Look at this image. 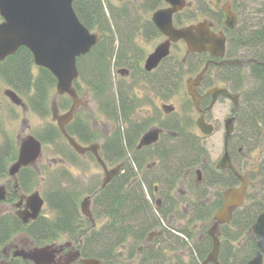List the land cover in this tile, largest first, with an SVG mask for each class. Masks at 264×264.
<instances>
[{
	"label": "trees",
	"instance_id": "16d2710c",
	"mask_svg": "<svg viewBox=\"0 0 264 264\" xmlns=\"http://www.w3.org/2000/svg\"><path fill=\"white\" fill-rule=\"evenodd\" d=\"M144 2L140 8L148 11L158 0ZM123 6L112 0H73L72 3L79 21L89 31L99 35L96 46L87 55L77 59L79 80L74 82V87L78 94L88 91L91 99L96 102L98 111L108 117L107 123L113 122L116 125V133L104 138L100 155L107 164L122 163L120 173L113 180L104 188L98 186L91 191L92 212L97 226L88 234L93 236L90 248L95 253L110 254L121 249V263L124 264H201L212 248L209 230L213 225L212 216L222 204V194L216 196L209 204L201 202L202 199L196 195L193 200L195 205L192 203L190 206L192 220L201 223L208 221L209 226L186 225L167 229L161 225V220H166L169 216L170 209L166 204L153 205L148 196L152 199L154 197L152 194L155 189L152 184L154 180L139 174L141 163L134 156L137 153L134 150L142 130L140 123L130 121L135 109V103L130 101L131 98L127 95L131 89L119 84L115 91L112 90L111 60L116 56V64H121V41L124 43L130 30L138 29L137 24H133L135 21L133 16L128 15L131 10L136 12L138 9L136 6L129 9ZM240 11L242 13L238 25L231 32L228 31L224 53L227 56H235L238 53L252 55L263 64L264 0H244ZM140 30L149 31L150 28L143 24L137 31ZM118 34L121 40H118ZM261 64L251 65L249 86L243 91L240 100L238 126L242 130L241 140L247 143V140L252 139L253 146L260 148L261 154H264V69ZM32 65L31 53L21 47L2 63L0 76L6 85L17 93L27 94L34 89L35 96L31 98L32 108L47 115L49 113L47 103L51 95L49 92L55 84V79L47 70L40 69L41 75L32 83L30 72ZM192 65L189 66L192 68ZM127 67L141 73L135 64L127 63ZM183 68L184 65L176 60L164 64L158 79L152 81L155 88L160 90L167 85H173L172 90H177L180 82L176 78H180ZM62 100L63 102H58L60 107L67 109L70 106L69 99ZM40 105H43L44 109ZM126 124L128 129L123 130ZM177 127V123H174L172 129ZM66 130L68 134L77 136L83 142L90 143L97 139L90 132L84 119L72 121L66 126ZM44 131L43 135L39 136L44 143H52L59 135L57 129L50 125ZM177 133L178 137L171 139L174 144L164 149L168 171L171 172L175 171L177 165L194 158L193 149L197 142L194 137L191 139L186 137L181 130ZM2 153L3 150L0 152V164ZM262 156L258 165L259 174L250 176L253 177L252 180L258 179L259 182L247 190L244 203L234 210L230 223L218 228L224 235V240H220L219 264H247L257 251L256 239L249 230L257 215L264 212V155ZM220 174H222L220 171L212 169L207 175L211 177V183H220L226 189L237 185V179L230 172L225 178L217 177ZM68 177L69 175L64 173L56 184L57 188L44 197L49 210L57 216L53 224L54 230H71L75 224L84 228L90 226L89 221L80 215L77 207L76 199L80 191L72 187L64 189L60 184V181H70ZM144 187L148 192L145 193ZM251 192L259 194L257 200H254ZM5 219L0 218V221ZM38 228L39 232L46 231V227ZM155 230H160L161 233L139 251L146 236ZM195 235H198L197 239ZM5 236L6 228L4 224H0V241ZM190 241L192 245L188 248Z\"/></svg>",
	"mask_w": 264,
	"mask_h": 264
},
{
	"label": "flooded vegetation",
	"instance_id": "af4514ba",
	"mask_svg": "<svg viewBox=\"0 0 264 264\" xmlns=\"http://www.w3.org/2000/svg\"><path fill=\"white\" fill-rule=\"evenodd\" d=\"M139 0H123L121 1V5H124L123 7L127 6L129 9V6L135 7L137 9L140 8V5L145 4V0H143V3L140 5L137 4ZM244 0H219L218 8L214 7L215 1H212L210 3V12L211 16L215 17L217 15V18H212L210 16H207L209 19H202L199 22H207L209 26V30L212 33L219 34L220 32L227 38V34L229 29H227L224 25L225 21V12L223 11L222 7L223 5L228 4L230 6V11H232L237 18V23L235 27L238 25L239 19L241 17V3ZM160 3H164V0H158V2L153 6V11L157 9L162 8H168V5L165 4V6L158 8ZM185 7L181 10L177 11L176 13H173L172 15V23L175 28H182V27H188L191 25H196L199 22L190 21L192 16H195V13H186L188 11H191V6H193V3L191 0H185ZM122 7V8H123ZM150 9V10H152ZM122 14V13H121ZM129 16H133L135 21H133V24H137L138 29L141 27V25L146 24L149 26V31H137L138 29H132L128 32V36L124 39V43H121V65L124 63L127 66V63H131L132 65L135 64L139 68V72H135L133 70L126 71L124 74H121L122 80H130V72H134V74L139 73L141 78H148L151 76L152 72H145L140 68V59L143 56V50L140 45L134 44V36L144 38V39H151L155 37H160L161 42L163 43L167 38L155 27L153 22L151 21V18L145 19L141 13L137 10L136 12L131 10V12L128 13ZM192 15V16H191ZM151 17V16H150ZM2 21V18L0 17V22ZM187 21H189L187 23ZM152 26L154 28H152ZM234 27V28H235ZM149 34V36H146ZM127 41L129 44H126ZM122 42V41H121ZM158 43V44H160ZM179 43H182V45L185 46V54H183V57L180 60H177L175 57L170 56L171 55V49L176 48ZM157 44V45H158ZM156 45V46H157ZM155 46V47H156ZM154 47V49H155ZM226 47V44H225ZM154 49L149 52L146 57L154 51ZM226 49V48H225ZM133 50L135 52L133 53ZM224 53V52H223ZM15 54V53H14ZM13 54V55H14ZM198 55V57L196 56ZM9 57V56H8ZM7 57V58H8ZM145 58L142 60L144 61ZM6 59V58H5ZM0 61V67L2 63L5 61ZM179 61L184 65V68L182 70V75L177 77L176 79L180 82V86L182 85V82L184 81L183 75H191L194 74L192 77H188L184 81V86L186 88V84L188 80H194L199 73L205 70L204 74L201 75L199 80L194 85L195 91L199 97V107L201 110H203V119L204 122L210 127H212L211 134L218 129V124L220 123L219 120L213 115L212 110L214 105L220 101L221 99L228 100L231 105L232 109L229 111L228 115L224 117L223 121V128L225 126V121L227 119H232V126L233 131L235 128V125H238L239 121V107H240V100L243 91L247 86H249L248 78L251 76V65L258 62V58L252 57V55H248L246 57V54L238 53L235 56H227L225 53L222 57H215L210 55L208 52H200V53H189L186 43L183 40H179L176 43L170 44L169 49V55L164 58L161 64H168L170 61ZM143 64V63H142ZM192 65V68L189 65ZM201 66L200 69H198ZM261 67L264 69V63L261 64ZM40 67L36 66L35 64L31 67V82L35 83L37 80V77L41 75ZM229 75H227V74ZM159 77V76H158ZM158 77H153V80H157ZM0 79L3 81L2 77L0 76ZM153 80L150 81L149 85L153 90L159 91V89L155 88V85L153 84ZM4 85L6 83L3 81ZM172 83V82H171ZM167 87V88H166ZM166 87H162L161 90H164L165 95L169 96L170 94H173V92H176L180 87L178 86L177 90L174 89L173 85H167ZM220 89L227 90L231 95H235V100L237 101V107H234L233 101L230 100V98L220 94L218 91ZM10 90L13 91L17 96L18 102L14 104V102L7 96L6 91ZM186 91V90H185ZM0 105L2 103H8L10 105L9 109L7 110L8 113V119L4 118L2 114L0 113V127H4V122H12L15 121L18 117L19 123L21 126V132L24 131L26 128L23 126L26 124L27 130L31 129V125L27 123V118L25 117L28 113H35L39 117H46L49 115L47 113H38L36 112L31 105V98H34L35 92L34 89H31V91L27 94L23 93H17L14 91L11 87L6 85L4 88H0ZM187 101L191 106H193L191 97L187 94L186 96ZM166 98V97H165ZM168 99V97H167ZM129 100V99H128ZM130 101L135 102L136 100L130 99ZM42 109H44L43 105H40ZM165 107L172 108V111H166ZM80 108V107H79ZM82 108V107H81ZM80 108V109H81ZM80 109H76V112H78ZM160 109L165 115H170L175 112L174 105L171 103L168 104H162L160 106ZM194 112L197 114V118L199 116V113L195 110L194 107H192ZM48 111H50V106H48ZM0 112H3V109L0 108ZM75 112V114H76ZM61 113V112H60ZM64 113V112H62ZM20 115V116H19ZM51 117V116H50ZM77 117L79 119L78 115H74L72 119L70 120V123ZM196 118V120H197ZM81 121V119H79ZM195 120V122H196ZM139 123V122H138ZM177 123V128L172 129L173 124ZM141 130L144 129L143 125L140 123ZM88 126V125H87ZM191 123L188 121L179 122L177 120L166 121L165 123H158V125H153L149 129H146V131H143L140 133L139 137L136 140L139 144L141 137L148 131L151 130H158V138L154 143H151L149 145H145L141 148H137L135 145V150L137 153L134 154V156L137 157L138 162L141 163V169L139 174L146 175L147 178H157L162 180L161 186L157 187L154 186V190L152 191L153 196L159 194V191H164L166 193V197L164 199L166 206L170 209V212L172 210H175L176 207V196H173L175 192H179L177 187L183 183V180L185 178V174L187 172V169L189 170L187 166L188 162L184 161L180 165L176 166L175 171L171 172L168 171L167 161H165L167 158L165 157V148L168 146H172L174 143L171 139H174L177 136L178 130H181L184 132L186 137L195 138L196 141H199V139H203L204 137H208L209 135H205L200 133L196 134L190 131H185L187 127H190ZM196 126V124H195ZM198 129V128H197ZM43 130H45L43 128ZM90 130V129H89ZM199 131V129H198ZM45 131H43L44 133ZM90 132L95 136V138H99V136L94 133V130H90ZM31 135L28 133L24 137L16 136V138L10 139L7 136V132L4 128L0 129V137L3 138L2 143L4 144L3 147H1L0 152L3 150V153L1 154V166H0V197L4 196L3 199H0V218H6L5 220H1L0 224H4V228H6V236L1 239L0 241V264H121V249L118 252H114L113 254L107 253H95L91 247V243L93 241V236H89L88 234L91 233L95 227L93 228L91 225L89 227H79L78 224H75L76 226L71 230H54L53 224L55 223V218L57 217L55 213L52 214H46L45 211V198L41 195L40 188L38 190H34L35 185L37 183H40L45 186V177L46 176V164L47 161L43 155L42 152L38 155V157L31 162L30 164H27L25 166L19 167L18 171L11 175L9 173V167H11L16 161L17 156L19 153V146H21V142L28 136ZM34 135V134H33ZM191 135V136H189ZM232 135L228 137V139H225V132H224V143H223V153L222 155L227 152L228 157L231 161V164L235 168L237 174L244 177L245 180L248 183V186L246 187L247 190L250 189L252 186L256 185L259 181L252 180L253 174L258 173L259 174V168L255 169L252 166L254 165L253 161L256 160V157H254V152L256 150V147H254V141L252 139L247 140V143L243 142V146L248 149V153H243L241 150L243 149L241 146L237 148L236 155L234 153V147L235 144L232 142ZM32 136V135H31ZM37 138V136H35ZM101 138V136H100ZM95 139V140H97ZM93 140V141H95ZM174 141V140H173ZM89 143V142H88ZM98 143V142H97ZM4 148V149H3ZM204 149V147H202ZM101 149V144H100ZM206 150V149H204ZM90 154V153H88ZM131 153H129L130 155ZM131 157V156H130ZM222 157V156H221ZM221 157H219L221 159ZM237 157V158H236ZM220 159L217 161V163L214 166L209 165L206 169L207 174L208 172L212 171V169L220 171L221 173H224L226 176L228 175V172H230L238 181L236 183L237 185L234 187H238L240 185V180L235 176L229 169L227 168H217V164L219 163ZM151 160V162H149ZM54 160L51 159L48 163V169H52V166L54 165H64L65 162L61 160L58 163L53 162ZM261 162V161H260ZM259 162V165H260ZM202 166L199 168L197 167L194 170L195 173V182L196 184V192L199 188L201 182L197 180L196 171H199V174H202L203 171L201 168H204L207 164L206 160H202L201 162ZM181 174V177L179 176ZM39 180V181H38ZM154 181H157L156 179H151ZM186 180V179H185ZM153 181V182H154ZM153 184V183H152ZM164 187V188H162ZM176 187V190L174 189ZM32 188V189H31ZM145 193L148 192L147 189L144 187ZM226 190V188H224ZM224 190V191H225ZM223 191V192H224ZM38 192L41 198L44 200V204L41 207L39 213L35 218H29L28 216L25 217V212H30V209L28 207L27 199L30 197L32 193ZM222 192V193H223ZM221 193V194H222ZM197 194H195L196 196ZM186 197H189L190 194L186 192ZM195 196L194 199L195 200ZM149 200L152 201L153 205L159 206V200H154L151 197H149ZM193 200H190L186 206H191L193 203ZM201 202H203L201 200ZM194 204V203H193ZM203 204V203H201ZM195 205V204H194ZM185 207H183L184 209ZM51 211V210H50ZM180 211H182L180 209ZM185 209L181 212L182 217H185L184 213ZM173 212V211H172ZM172 212L169 214L167 219H164L165 227L166 228H173V227H183L186 226L184 224V221H177V223H171L172 222ZM26 218L27 220L24 221L23 219ZM189 221V220H188ZM186 221V224L188 223ZM10 224V225H9ZM39 226L42 228H45L46 231L39 232ZM58 231V232H57ZM160 231V230H157ZM161 232V231H160ZM88 235V236H87ZM149 235L146 236V239ZM64 239L63 243L61 241ZM124 250V247H123ZM122 250V251H123Z\"/></svg>",
	"mask_w": 264,
	"mask_h": 264
},
{
	"label": "water",
	"instance_id": "95a60500",
	"mask_svg": "<svg viewBox=\"0 0 264 264\" xmlns=\"http://www.w3.org/2000/svg\"><path fill=\"white\" fill-rule=\"evenodd\" d=\"M123 1V0H116ZM125 1V0H124ZM169 5L168 8L155 11L151 21L155 27L167 38L163 43L158 44L154 51L149 54L144 62V70L150 72L157 67L159 62L169 54L171 43L183 40L189 53L208 52L215 57H222L225 51V37L212 33L209 30L207 22H199L196 25L188 27L175 28L172 24V15L185 7V0H164ZM73 0H0V61L14 54L20 47L28 49L33 57V63L48 70L56 79V95L66 94L72 99L70 110L63 115H59V110L55 100L51 102L52 120L57 122V126L62 135L68 141V144L79 154L87 151L94 155L97 164L103 169V179L101 186L116 176L121 165L112 169H107L104 161L101 159L97 144H92L86 148L81 147L74 138L69 136L64 125L72 118L74 109L80 104L76 91L72 85L78 77L76 60L78 57L87 54L98 42V36L91 33L77 18L73 8ZM219 0H215L214 7L218 8ZM225 12L224 25L228 29H233L237 23L236 15L230 11L228 4L223 5ZM205 70L194 79L188 80L186 87L187 93L191 97L193 107L199 113L196 120L197 128L205 135L212 132V127L206 124L203 119V110L199 108V97L195 91L194 85L199 80ZM220 94L230 98L234 105L237 104L236 96L231 95L227 90L220 89ZM13 91L7 90L6 94L14 104L18 102L17 96ZM166 111H172V108L165 107ZM225 139L233 131L232 119L225 121ZM158 138V130L146 132L140 139L137 148L154 143ZM40 142L27 136L19 146L17 161L9 167V173L14 175L19 167L33 162L41 152ZM217 168L229 169L240 180V186L230 188L223 193V204L214 214V225L211 228L212 250L203 262L218 264L219 240L215 230L219 224L230 222L232 210L239 207L246 193L247 181L244 177L237 174L231 164L227 152H225ZM4 196L0 197L3 199ZM30 212H25V217L35 218L43 204L37 192L26 198ZM81 213L87 217L94 226V220L90 211V199L84 198L80 204ZM255 223L251 226V233L258 239L255 256L247 264H262L264 253V212L255 218ZM24 221L27 219L24 218ZM156 233H151L146 240H150Z\"/></svg>",
	"mask_w": 264,
	"mask_h": 264
},
{
	"label": "rangeland",
	"instance_id": "374dc122",
	"mask_svg": "<svg viewBox=\"0 0 264 264\" xmlns=\"http://www.w3.org/2000/svg\"><path fill=\"white\" fill-rule=\"evenodd\" d=\"M193 3V6H191V11L185 12L186 13H195V16H192L190 21L194 22H199L202 19H209L207 16H210L212 18H217V15L215 17L211 16V10H210V3L213 0H191ZM143 3V0H139L137 4ZM133 5V4H132ZM131 5V6H132ZM129 6V7H131ZM165 6L164 3H160L158 8H161ZM141 7V5H140ZM152 10L144 11V9L139 8L138 11L139 13L142 14V16L145 19H149L151 14L154 12ZM210 20V19H209ZM189 21H187L188 23ZM118 40H121V36L118 34L117 35ZM134 44L140 45L139 47L142 48L143 50V56L140 59V67L142 66L143 63V58L146 57V55L151 52L154 47L161 42L160 37H155L151 39H144L136 36H134L133 40ZM122 43V42H121ZM119 46V42H118ZM185 46L182 45V43H179V45L176 48L171 49V55L172 57H175L177 60H180L183 57V54H185ZM111 62V79L113 82V88L112 90L117 89V85H121L124 88H128L131 90H128L127 95L130 96L131 99L136 100L135 103V109H133V113L130 117V121H135L139 122L143 125L144 129L143 131H146V129H149L153 125H158V123H165L166 121L170 120H177L179 122H184L188 121L191 123L190 127H187L185 130L200 134L198 131L197 127L195 126V120L197 114L194 112L192 109V106L189 104L187 101L186 96V88L184 86V81L188 77H192L194 74H185L183 75L184 81L182 82V85L179 86L180 88L176 91L173 92V94H170L169 96L165 95L164 90H153L151 86L149 85L150 81L153 80V77H158L160 76L161 69L163 66L159 67L155 72L151 74L148 78H141L139 73L134 74V72H130V80H122L120 79L121 76L116 73L117 68H120L122 65L121 64H116V60L112 58ZM201 66L198 68L200 69ZM6 85H4L3 81L0 79V88H4ZM84 90V88H83ZM86 92V91H85ZM1 93V92H0ZM51 95L55 94V86H53L50 90ZM85 101L88 103L84 106V108H81L78 111V117L79 119H84L85 122H87L88 128L90 130H94V133H96L97 136L101 135H114L116 133V125L113 122L108 121V117L104 116L100 111L97 109V104L94 100H90L88 93H81L79 94ZM2 97V95L0 96ZM166 97V98H165ZM168 97V99H167ZM65 99V98H63ZM63 102L61 98H59L58 102ZM171 103V105H174L175 112L170 115H165L162 110L160 109V106L162 104H168ZM10 105L8 103H2L0 105V108L3 109V112H0L2 116L6 119H8V113L6 109H9ZM232 109V105L228 100L221 99L218 101L212 110L213 115L219 120L218 124V129H216L210 136L204 137L202 140L199 139V141L196 142V147L193 149L194 152V158L188 161V164L186 167L189 168L187 169V172L185 174V178L183 180V183L177 187L179 189V192H175L173 196H176V207L175 210H172V222L171 223H177V221H184V224L187 226H209V222H204L201 223L199 221H193L192 220V214L190 213V206H186L190 202V200L194 199L195 194L199 198L202 199L204 203H211L213 199H216V196L221 194L225 189V186L221 185L220 183H211V177L207 175V167L209 165L214 166L217 163V161L220 159L219 157L222 156L223 153V143H224V128H223V121L224 117L228 115L229 111ZM61 113L64 112V110L60 109ZM20 116V115H19ZM27 118V123L31 125V129L27 130V125L24 124L25 130L21 132V126L19 123V118L18 117L15 121L12 122H4V128L5 131L7 132V136L10 139H15L18 134L20 137H24L28 133H30L32 136H40L43 135V128L45 129L46 127L52 126V122L50 119V115H47L46 117H39L35 113H28L25 116ZM128 129L127 124L124 125L123 130ZM34 134V135H33ZM242 134V130H240L238 125H235L233 135H232V142L235 144L234 147V153L236 155L237 148L242 147L243 149L241 150L243 153H248V149H246L243 146V142L241 141L240 135ZM191 136V135H189ZM76 138V137H75ZM3 138L0 137V146L3 147L4 144L2 143ZM79 144L83 146H87L88 144L85 142H80L79 139H77ZM98 143L102 142V138H98L97 141ZM42 155L43 157L50 162L51 159H63L65 162L64 165H54L52 166V169H48V163L46 164V176L45 177V186L44 184L42 185L40 183H37L35 185L34 190H38L40 188L41 190V195L43 198L45 197L46 194L53 189L57 188L56 184L61 180V174L67 172L69 174L70 181H60V184L64 187V189H70L77 188L78 191H80L76 202L78 203V209H79V203L82 200L83 197L90 195L91 191L95 188L98 187L99 184L101 183L102 177H103V171L101 170V167L96 164L97 162L94 160L93 156L91 154H85V155H77L73 150L67 145L66 140L59 134L58 136L55 137L54 141L52 143H44L42 142ZM0 147V149H1ZM202 147H204V150ZM264 154H261L260 148H256L254 152V157H256V160L253 161L254 165L252 164L251 167L255 169H258L259 162L262 160ZM237 158V157H236ZM189 160V159H188ZM202 160H206L207 164L204 168H201L203 173L200 174L199 176L201 177V182L198 183L200 184L199 188L197 189L196 192V182H195V173L194 170L197 167H201ZM151 162V160H149ZM108 168H112L115 165H107ZM181 177V174L179 175ZM219 178H225L226 175L224 173L217 175ZM151 179H156L157 181L153 182V186H161L163 183L161 179L157 178H151ZM186 179V180H185ZM257 180V179H255ZM39 181V180H38ZM31 188V189H32ZM164 188V187H162ZM176 190V187L174 188ZM165 190V188H164ZM186 192L187 194L189 193L190 196L186 197ZM251 195L253 196L254 200H257L258 195H255L253 192H251ZM166 193L162 190L159 191V194L154 195V200H159V206L162 204H165V199ZM183 207H185L184 213L186 214L185 217H182L184 215L181 214V212L184 210ZM180 209L182 211H180ZM47 215L52 214V210L50 211L47 203L45 204V211ZM170 212V213H171ZM191 218V219H190ZM189 220V221H188ZM186 221L188 223L186 224ZM220 235L219 238L221 241L224 240V235L222 234L221 231H219ZM195 238H198V235H195ZM194 240V239H193ZM64 239L61 241L63 243ZM190 241V245H192ZM264 260V259H263ZM264 262V261H263ZM124 264V263H121Z\"/></svg>",
	"mask_w": 264,
	"mask_h": 264
}]
</instances>
